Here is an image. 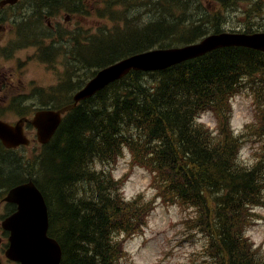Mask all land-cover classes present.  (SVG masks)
Here are the masks:
<instances>
[{
	"label": "trees",
	"instance_id": "16d2710c",
	"mask_svg": "<svg viewBox=\"0 0 264 264\" xmlns=\"http://www.w3.org/2000/svg\"><path fill=\"white\" fill-rule=\"evenodd\" d=\"M191 1L104 0L101 15L115 23L97 33H72V44L64 46L72 54L71 69L63 83L45 90L39 107L70 102L97 69L122 57L188 44L220 31L223 8L241 9L248 0H205L221 9H201L196 6L200 1L191 7ZM248 3L244 18L264 8V0ZM35 6L40 18L59 9H86L85 0H37ZM191 9L204 15L203 20L197 21L194 13L191 17ZM143 11L147 21H142ZM205 23H210L207 29ZM248 26V31L262 28ZM28 28L32 31L31 23ZM39 34L37 28L40 57L51 60L57 47L46 45ZM80 71L85 75L76 80ZM256 76L264 97V53L245 47L218 48L162 70L131 71L68 111L38 153L18 155L0 145V190L35 179L48 206L49 234L62 248L60 264H118L119 235L139 229L150 202L141 194L124 201L116 182L96 171L92 162L113 161L127 147L134 163L153 172L164 200L194 209L185 222L204 236L207 257L216 264H264V255L242 231L254 216L250 210L264 205V150L254 162H241L244 134L233 135L228 126L229 97L246 78ZM260 107L253 134L264 137V102ZM204 109L221 117L216 135L195 122Z\"/></svg>",
	"mask_w": 264,
	"mask_h": 264
},
{
	"label": "rangeland",
	"instance_id": "374dc122",
	"mask_svg": "<svg viewBox=\"0 0 264 264\" xmlns=\"http://www.w3.org/2000/svg\"><path fill=\"white\" fill-rule=\"evenodd\" d=\"M85 1L86 11L83 13L63 10L43 17L42 22L47 24L49 29L60 26V29L64 31L58 38L51 36L56 40L57 47L52 63L43 62L37 57L38 48L36 45H24V41H20L21 46L15 47L18 40H11V43L7 42L10 39V35L5 31L8 28L5 27L7 24H0V114L3 115L4 119L8 121L17 119L16 108L11 104L14 102V97L19 95L23 96L22 98L29 97L33 88H49L62 80L67 59H69L65 54L64 46L61 44L64 38L66 39L64 43L69 47L72 44L70 38L72 33L82 31L84 34L85 30L97 33L98 29L103 26L111 27L115 23L105 20L100 15L103 6L102 0ZM198 1L200 0H192L189 5L191 7L195 6ZM249 1L256 0L245 1V4ZM25 2L26 0L18 1L20 5ZM194 2L195 4H193ZM206 4V1L201 0L196 6L204 9ZM209 5L207 4V6ZM115 9L118 8L115 7ZM233 9L228 8L226 15L222 16L221 22L219 21V26L226 31L241 30L240 25H238V22L242 20L239 9L236 11H233ZM193 13L196 20H203L204 15L200 17L198 11L195 13L191 9L189 11L191 17ZM256 14L258 16L254 18V21L264 26V8ZM142 17L144 18L142 21H147L148 14L146 15L143 11ZM205 24L209 26L208 23ZM2 27H5V30ZM32 36L31 34L24 40H29ZM49 41V39L46 40L47 43ZM5 45L13 46L9 56H6V50L2 49V46ZM11 69L12 71H8ZM84 74L85 72L80 71L75 77L78 78V76H84ZM17 79H20V81L17 82ZM253 93V89L243 87L231 99L232 118L230 124L238 132L245 129L246 124L256 123ZM34 99L36 102L39 101L36 97ZM19 111L30 116L33 112L32 105L28 106L27 109L19 108ZM199 115V120L209 125V127L217 124L215 115L208 112H201ZM26 132L34 138V129L26 128ZM251 133L253 131L247 132L248 135H251ZM252 139L254 141L249 139L241 147L240 157L242 162L253 159L255 152L260 150L264 137L262 135L260 140L256 142L258 136H252ZM39 147L38 142L32 140L30 145L25 147L24 153H34L38 151ZM94 166L96 169H107L114 180L119 178L115 185L120 187L123 196L132 197L140 192L146 197V200L148 198L152 200L151 205L147 206V208L150 207L148 209L150 211H145L143 214V220L145 219V221L139 230L133 234L122 233L118 238L119 241H122V251L117 261L118 264H215L211 258L205 255V238L202 233L185 222L190 215H194V209L183 207L169 198L161 199L156 192L155 183L152 182V172L132 163L130 154L126 149L112 162L104 164L97 162ZM255 211L259 214V218L250 223L245 235L264 252V240L257 242L252 238L254 235L264 236V210L256 208ZM0 212L4 213V209ZM3 264L13 263L3 256Z\"/></svg>",
	"mask_w": 264,
	"mask_h": 264
},
{
	"label": "water",
	"instance_id": "95a60500",
	"mask_svg": "<svg viewBox=\"0 0 264 264\" xmlns=\"http://www.w3.org/2000/svg\"><path fill=\"white\" fill-rule=\"evenodd\" d=\"M230 45H243L264 51V32L217 33L207 36L198 43L152 49L126 57L97 71L84 87L74 94L73 104L57 110L39 109L32 119L21 118L15 124L0 120V140L7 147L27 144L29 140L23 133V124L26 121L37 128L38 140L46 143L56 131L62 113L71 109L77 101L92 96L131 70L163 69L203 55L212 49ZM5 200L16 204V210L2 222L3 227L10 231L9 246L5 255L19 264H59L61 247L57 240L47 233L49 226L47 206L35 184L28 181L11 188Z\"/></svg>",
	"mask_w": 264,
	"mask_h": 264
},
{
	"label": "flooded vegetation",
	"instance_id": "af4514ba",
	"mask_svg": "<svg viewBox=\"0 0 264 264\" xmlns=\"http://www.w3.org/2000/svg\"><path fill=\"white\" fill-rule=\"evenodd\" d=\"M8 13H9L8 9L4 8L2 12L0 13V20L2 18L5 19ZM14 14L15 13H13V15ZM2 28H5V27H2ZM6 205L7 204L2 201V198H0V211H2L3 209L5 210V213L3 215H2V212H0V253H2V251H4L5 248L7 247L8 232L1 227V220L5 217L7 213Z\"/></svg>",
	"mask_w": 264,
	"mask_h": 264
},
{
	"label": "clouds",
	"instance_id": "9594fccd",
	"mask_svg": "<svg viewBox=\"0 0 264 264\" xmlns=\"http://www.w3.org/2000/svg\"><path fill=\"white\" fill-rule=\"evenodd\" d=\"M252 238L255 239L257 242L264 240V236L262 235H254Z\"/></svg>",
	"mask_w": 264,
	"mask_h": 264
},
{
	"label": "bare ground",
	"instance_id": "6f19581e",
	"mask_svg": "<svg viewBox=\"0 0 264 264\" xmlns=\"http://www.w3.org/2000/svg\"><path fill=\"white\" fill-rule=\"evenodd\" d=\"M160 13H161V12H160ZM185 22H186V21H185ZM187 22H188V21H187ZM220 22H221V21H220ZM222 22H223V21H222ZM189 23H190V22H189ZM189 23H188V24H189ZM191 24H192V23H191ZM191 24H190V25H191ZM195 24H196V23H195ZM195 24H194V25H195ZM199 24H200V23H199ZM183 25H185V24H183ZM201 27H202V26H201ZM186 119H187V118H186ZM56 160H57V159H56ZM57 165H58V164H57ZM45 167H46V166H45ZM263 170H264V168H263ZM260 173H261V172H260ZM258 175H259V174H258ZM261 175H262V174H261ZM48 191H49V190H48ZM55 201H56V200H55ZM52 203H53V202H52ZM88 203H89V201H88ZM88 205H89V204H88ZM72 259H73V258H72Z\"/></svg>",
	"mask_w": 264,
	"mask_h": 264
}]
</instances>
